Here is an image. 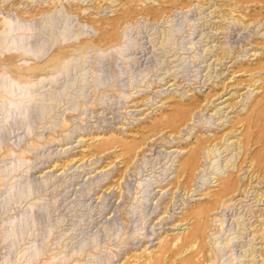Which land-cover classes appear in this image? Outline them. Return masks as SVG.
Listing matches in <instances>:
<instances>
[{
    "label": "rangeland",
    "instance_id": "obj_1",
    "mask_svg": "<svg viewBox=\"0 0 264 264\" xmlns=\"http://www.w3.org/2000/svg\"><path fill=\"white\" fill-rule=\"evenodd\" d=\"M263 145L264 0H0V264H264Z\"/></svg>",
    "mask_w": 264,
    "mask_h": 264
},
{
    "label": "bare ground",
    "instance_id": "obj_2",
    "mask_svg": "<svg viewBox=\"0 0 264 264\" xmlns=\"http://www.w3.org/2000/svg\"><path fill=\"white\" fill-rule=\"evenodd\" d=\"M23 89V88H22ZM26 91V90H25ZM27 92V91H26ZM21 93H22V91H21ZM9 104H15L13 101H11V102H9ZM257 105V104H256ZM259 105V104H258ZM245 143V142H244ZM263 150H264V145H263ZM193 151H194V149H193ZM260 153V152H259ZM194 154V153H193ZM192 154V155H193ZM191 155V156H192ZM256 155H258L257 153H256ZM263 153H262V151H261V153L258 155L259 156V159H261L262 157H263ZM191 156H190V158H191ZM193 157V156H192ZM191 159H193V158H191ZM256 159H258L257 157H256ZM190 160H188L187 161V163L189 162ZM186 163V164H187ZM186 164H184V165H186ZM233 184V183H232ZM229 181H226V182H224L223 183V185H222V187H221V191L223 192V193H230V192H234L235 191V189L233 188V185H232ZM201 231H202V228H200V226L198 227V226H195V227H193V228H191L189 231H188V233L186 234V235H184V236H182L181 237V242H180V244H179V246L180 247H184V246H188V244L189 243H191L192 241H195V240H197V239H199L200 238V234H201ZM173 239H176V237L175 238H173ZM198 253V252H197ZM188 264H192L191 262H189Z\"/></svg>",
    "mask_w": 264,
    "mask_h": 264
}]
</instances>
